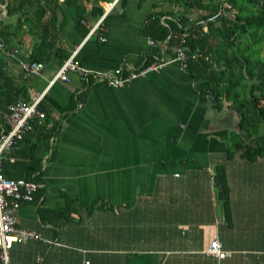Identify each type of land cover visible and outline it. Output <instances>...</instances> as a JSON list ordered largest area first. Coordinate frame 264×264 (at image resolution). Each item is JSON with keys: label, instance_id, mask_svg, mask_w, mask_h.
<instances>
[{"label": "crops", "instance_id": "1", "mask_svg": "<svg viewBox=\"0 0 264 264\" xmlns=\"http://www.w3.org/2000/svg\"><path fill=\"white\" fill-rule=\"evenodd\" d=\"M56 4L59 34L39 74L25 77L21 68L36 44L26 29L9 28L15 36L4 53L3 71L21 92L0 94V136L3 113L17 100L42 95L51 120L66 115L43 160L42 198L17 212L18 227L39 239L13 243L9 264H264V153L252 162L226 157L236 115L200 101L189 71L174 59L123 87L101 77L121 65L138 67L153 48L147 18L167 6L96 2L105 17L90 35L102 17H93L92 3L83 21L74 5ZM0 20L15 22L4 5ZM57 49L82 55L81 68L95 77L76 109L69 110L71 101L85 90L79 72L51 84L62 65ZM221 166L228 191L218 196ZM40 204L50 211L41 215ZM214 238L224 258L207 254Z\"/></svg>", "mask_w": 264, "mask_h": 264}, {"label": "trees", "instance_id": "2", "mask_svg": "<svg viewBox=\"0 0 264 264\" xmlns=\"http://www.w3.org/2000/svg\"><path fill=\"white\" fill-rule=\"evenodd\" d=\"M112 1L66 0L76 7L80 21L85 19L86 3L93 4L92 15L97 20L104 9L96 2L109 4ZM147 1L139 0V6ZM0 5L5 6L8 17L15 19L9 25L0 20V40L3 43V49H0V91H3L0 94L9 93L13 98L21 90L13 86L3 71L4 53L15 36L13 29H26L36 41L30 60L45 63L55 48L56 34H59L58 5L56 0H0ZM165 5L166 9L152 11L147 18L144 32L156 47L140 58L137 66L145 67L160 58L175 59L176 49L182 48L184 68L195 81L200 101L210 99L215 110L227 109L237 117L236 130H231L227 137L226 157L232 159L239 154L249 162L256 160L264 153L261 142L264 138V0H156L154 7ZM10 27L13 28L11 31ZM56 55L60 64L70 57L60 49ZM82 59V55H76L74 62L81 66ZM94 78L92 74L82 77L85 90L71 101L69 110L85 103L87 86ZM39 110L44 113V118L35 119L22 140L16 141L8 152L2 154L0 171L5 178L24 179L39 185L44 183L41 177L43 160L52 155V141L60 132L61 121L66 115L53 121L41 103ZM30 144L31 148L26 150ZM214 181L218 196L227 193L224 167L218 168ZM44 192L45 187H39L33 201L38 202ZM67 210L70 209L54 211L53 214L58 216ZM39 211L42 215L50 210L40 204ZM70 220L68 216L64 221Z\"/></svg>", "mask_w": 264, "mask_h": 264}, {"label": "built area", "instance_id": "3", "mask_svg": "<svg viewBox=\"0 0 264 264\" xmlns=\"http://www.w3.org/2000/svg\"><path fill=\"white\" fill-rule=\"evenodd\" d=\"M118 1L113 0L109 3V8L114 6ZM104 17L105 15L91 28L90 34L98 32ZM99 40L105 42L103 36H100ZM148 43L151 47H156V43L150 38H148ZM2 47L3 44L0 41V48ZM75 54L73 53L60 66L51 84L57 80L68 82V73L70 71L79 72L81 77L89 74L74 62ZM174 60L178 61L184 67L185 54L182 48L178 47L176 49V57ZM166 63L167 60L160 58L145 67L121 65L114 72L101 77L112 87H123L148 73L159 72ZM21 68L25 77H27L39 74L43 69V64L36 61H25L22 62ZM42 97V95L38 96L31 103L17 100L14 104L10 105L6 113H3L5 129L1 131L0 136V161L2 154L10 150L16 141L22 140L24 134L31 130L32 122L35 119L41 120L44 118V113L39 110ZM39 187V184L24 179L14 180L5 178L0 171V264H9L8 251L13 243H22L29 239H39L38 234L35 232L19 228L17 225V212L21 204L33 202L34 195ZM207 254L215 258H224L226 256V253L221 250V246L216 238L212 240L207 249Z\"/></svg>", "mask_w": 264, "mask_h": 264}, {"label": "rangeland", "instance_id": "4", "mask_svg": "<svg viewBox=\"0 0 264 264\" xmlns=\"http://www.w3.org/2000/svg\"><path fill=\"white\" fill-rule=\"evenodd\" d=\"M263 51H264V46H263Z\"/></svg>", "mask_w": 264, "mask_h": 264}, {"label": "bare ground", "instance_id": "5", "mask_svg": "<svg viewBox=\"0 0 264 264\" xmlns=\"http://www.w3.org/2000/svg\"><path fill=\"white\" fill-rule=\"evenodd\" d=\"M90 35H92V34H90ZM100 38V37H99Z\"/></svg>", "mask_w": 264, "mask_h": 264}]
</instances>
